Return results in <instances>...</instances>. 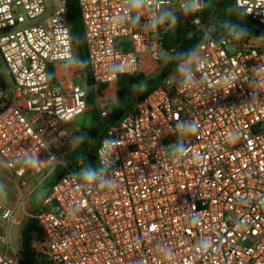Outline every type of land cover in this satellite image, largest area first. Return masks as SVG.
I'll list each match as a JSON object with an SVG mask.
<instances>
[{
    "label": "built area",
    "instance_id": "obj_1",
    "mask_svg": "<svg viewBox=\"0 0 264 264\" xmlns=\"http://www.w3.org/2000/svg\"><path fill=\"white\" fill-rule=\"evenodd\" d=\"M77 1L89 73L78 64L80 75L53 81V64L77 59L67 0H0V61L11 80L0 90V167L28 196L53 183L31 214L40 237L29 264H264V37L216 34L208 0L195 14L187 0ZM234 5L264 29V0ZM167 6L196 26V53L108 128L92 169L70 163L82 137L69 126L90 90L142 73L145 58L162 61ZM179 122L199 127L189 134ZM84 170L97 180L86 182ZM16 211L0 203V264H26L9 238Z\"/></svg>",
    "mask_w": 264,
    "mask_h": 264
},
{
    "label": "trees",
    "instance_id": "obj_2",
    "mask_svg": "<svg viewBox=\"0 0 264 264\" xmlns=\"http://www.w3.org/2000/svg\"><path fill=\"white\" fill-rule=\"evenodd\" d=\"M69 15L72 25V41L78 49L79 59L84 64V73H89L88 54L85 42V34L82 23L81 11L77 0H67ZM218 9L221 15L217 17L213 25V30L216 34L225 32L229 29L230 23L243 27L247 33L256 36L264 37V29L251 23L234 5V0H219ZM177 17L176 22H169L162 26L161 30V46L163 53L171 57L167 63L160 79L168 75L173 68L181 61L190 58L196 53L200 43L199 32L192 23L188 22L181 14L174 13ZM212 15L206 14L205 21L208 22ZM159 80L149 81L143 74L139 73L135 76H123L119 79L117 85L120 90L136 85L138 87V98L146 97L159 83ZM89 84L92 85V80L89 79ZM147 85L146 88L143 86ZM106 86L101 87L98 91H102ZM121 91V95H122ZM135 100L128 97L123 104L118 107H111L109 116L102 122L95 125L88 131L87 136L75 147L70 163L76 164L79 161L84 162V168L92 169L96 163L95 152L100 145L104 134L110 126H112L125 112L132 108ZM94 119L97 122L100 119V113L95 112ZM53 183L50 182L47 187L48 191ZM38 224L34 219H29L22 231V252L26 255V264L32 263L33 257V234L38 231Z\"/></svg>",
    "mask_w": 264,
    "mask_h": 264
},
{
    "label": "rangeland",
    "instance_id": "obj_3",
    "mask_svg": "<svg viewBox=\"0 0 264 264\" xmlns=\"http://www.w3.org/2000/svg\"><path fill=\"white\" fill-rule=\"evenodd\" d=\"M218 1L219 0H208V7H207L206 14L214 15L216 17L217 16L219 17L221 15L218 9ZM175 9H176L175 6L164 7L162 10L161 16L162 14H165V13L169 15H164L163 20L164 21L169 20L170 15L175 11ZM262 44H264V39H263ZM75 49H76L77 59H74L73 62L75 63L79 62L78 64L82 67L84 66V64L79 59L78 49L76 46H75ZM197 57L198 56L196 55L194 56L193 59H196ZM170 59L171 57L165 55L164 53H163V59L160 62H155L151 59L152 64L145 65L144 66L145 72L143 71L141 74H143L144 77L149 81L159 80L160 77L162 76V72L164 71ZM80 62L82 64H80ZM74 75L75 76L80 75V73L77 72ZM10 84H11L10 75L8 71L6 70L5 66L3 65V63L0 61V90L6 88ZM121 91L123 92L122 95H121ZM128 97L133 98L136 102V100L138 99V87L136 85H130L122 90H120L119 85H117L116 91L107 92V93L106 92L104 93V90L96 91L94 88H92L90 90L89 97H88V110L84 114L80 115L74 120V122L70 126V131L74 135L79 137V140L82 137V139L79 141L80 143L87 136L88 131L91 128H93L95 125L99 124V121L96 122L94 119V116L96 114L95 112L99 113L100 109L104 107L105 104H109L110 107H118L122 105L124 100H126ZM79 135H81V137ZM48 184L49 182L43 183L42 186H40L34 191L32 199H31V202L34 206H37L42 201L43 197L47 195V191H48L47 185ZM10 187L14 188L13 185H11ZM25 192L29 193L30 189L27 188ZM8 195L9 197L12 196L10 193ZM1 200L5 202L7 201L3 197L1 198ZM25 218H26V215L23 212H21L19 214V219L24 220ZM30 218L31 217H28L27 220H29ZM3 223L4 222L0 219V225ZM10 236H11L13 244L14 242H17L20 236V227L13 226ZM16 249H18L17 244H16Z\"/></svg>",
    "mask_w": 264,
    "mask_h": 264
},
{
    "label": "crops",
    "instance_id": "obj_4",
    "mask_svg": "<svg viewBox=\"0 0 264 264\" xmlns=\"http://www.w3.org/2000/svg\"><path fill=\"white\" fill-rule=\"evenodd\" d=\"M147 64H149V65L152 64L150 58H145L143 60V71L144 72H145L144 66ZM77 72L80 73V70L78 68V63H75V62H71L68 64L56 63L50 67L51 78L53 81H58V80L66 78V77H72ZM116 88H117V84L106 86V88L104 89V93L116 91ZM70 126H69V128H70ZM79 136H81V135H79ZM20 183H21V181L19 179H13L11 177V174L8 170H6L4 167H0V185H6V188H3V189L0 188V203L9 207V208L17 209L16 214L18 217L19 224L12 225L11 230H12L13 226L20 227L19 240H17V242H14V244H13L11 236H10L11 230H10V235H9L11 244L15 249H16V244H17V248H18L17 250H22V231H23L25 225L27 224V222L29 221V220H27V218L31 217V214H33L34 212L37 211V209L39 208V206L41 205V202H42L41 201L37 206H34L31 202V199H32L34 192L30 196H28V192H25L26 188H20ZM11 185H13L14 188H11L10 187ZM9 193L12 196L9 197V195H8ZM2 197L4 199H6L7 201L5 202V201L1 200ZM44 197H43V199H44ZM19 198H23V201L20 203H19ZM21 212H23L26 215V218L24 220L19 219V214ZM30 219H32V217ZM39 237L40 236H39V229H38V231L34 232V234H33V239H32L33 246H37L38 241H39Z\"/></svg>",
    "mask_w": 264,
    "mask_h": 264
},
{
    "label": "clouds",
    "instance_id": "obj_5",
    "mask_svg": "<svg viewBox=\"0 0 264 264\" xmlns=\"http://www.w3.org/2000/svg\"><path fill=\"white\" fill-rule=\"evenodd\" d=\"M134 7H142L144 0H131ZM205 6L204 0H187V4L184 6V10L188 12L189 14H195L198 11H201L203 7ZM247 14H250V10ZM164 15H169L167 13L162 14V16L159 18L160 20H163ZM177 17L175 15H171V21L176 22ZM230 32L235 36L237 39H242L247 35V30L243 27H240L236 25L235 23H230L229 25ZM179 69L183 72L184 75V82H188L192 79V73L188 69L187 64L181 63L179 66ZM144 88L147 87V85L143 86ZM179 92H183V89H178ZM176 119L179 121V117L177 116ZM198 125L193 122L191 124H185L183 122H179L177 124V128L180 130H183L187 133H193L196 132L198 129ZM119 141L113 142V146H118ZM177 152H179L181 155L186 151L182 146L178 147ZM82 178L88 182L92 183L97 180V173L94 170H84L82 174ZM0 188H3V185H0Z\"/></svg>",
    "mask_w": 264,
    "mask_h": 264
},
{
    "label": "water",
    "instance_id": "obj_6",
    "mask_svg": "<svg viewBox=\"0 0 264 264\" xmlns=\"http://www.w3.org/2000/svg\"><path fill=\"white\" fill-rule=\"evenodd\" d=\"M220 11V10H219ZM220 13H221V11H220ZM218 17V16H217ZM217 17L216 16H214V15H212V18L207 22V25L208 26H213L214 25V22L216 21V19H217Z\"/></svg>",
    "mask_w": 264,
    "mask_h": 264
}]
</instances>
